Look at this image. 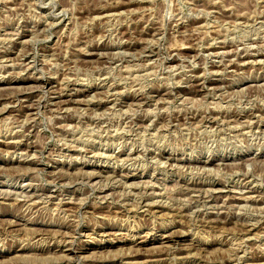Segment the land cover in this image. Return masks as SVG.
<instances>
[{
    "label": "rangeland",
    "instance_id": "rangeland-1",
    "mask_svg": "<svg viewBox=\"0 0 264 264\" xmlns=\"http://www.w3.org/2000/svg\"><path fill=\"white\" fill-rule=\"evenodd\" d=\"M0 264H264V0H0Z\"/></svg>",
    "mask_w": 264,
    "mask_h": 264
},
{
    "label": "bare ground",
    "instance_id": "bare-ground-1",
    "mask_svg": "<svg viewBox=\"0 0 264 264\" xmlns=\"http://www.w3.org/2000/svg\"><path fill=\"white\" fill-rule=\"evenodd\" d=\"M219 43V42H218ZM223 43V42H222ZM6 48V47H5ZM176 49V48H175ZM183 49V48H182ZM229 62V61H228ZM241 65V64H240ZM211 72V71H210ZM151 74V73H150ZM134 91V90H133ZM35 100V99H34ZM141 102V101H140ZM69 103H70V101H65V102H60V104H59V106L61 107V108H63L64 107V109H65V106H67V105H69ZM39 104V103H38ZM235 121V120H234ZM169 122V121H168ZM161 123V122H160ZM17 127V126H16ZM8 148H11V146L10 147H8ZM120 155L119 156H116L115 157V159L116 160H118V159H120ZM205 166V165H204ZM211 173V172H210ZM128 175H129V173H126V175L123 177L124 179H126V178H128ZM96 175H90V179L93 177H95ZM98 177H100V176H98ZM115 177H117V176H115ZM114 177V178H115ZM89 178V177H88ZM137 186V185H136ZM214 191H216V188L215 187H211ZM151 189V188H150ZM182 189H183V192H184V196H188V195H190V194H193L194 196H192L191 198H190V202L192 203L193 201H194V203H197L198 202V199L200 198V194H201V192H203L202 191V187L201 186H196V185H189V184H184L183 186H182ZM208 189V188H207ZM179 192H181V190L179 191ZM209 192V191H208ZM210 192H213L211 189H210ZM101 193L102 194H105V192H102L101 191ZM34 194V193H33ZM35 195V194H34ZM143 195H144V193H143ZM203 195V194H202ZM201 195V196H202ZM30 196V195H29ZM182 196V195H181ZM33 197V196H32ZM107 197V194L106 195H104V197H102V199L101 200H103V199H105ZM142 197V196H141ZM179 197V196H178ZM26 198V197H25ZM185 199V198H184ZM201 199V198H200ZM242 199V198H241ZM189 200V199H188ZM240 200V199H239ZM239 200H237V201H239ZM242 200H244V199H242ZM14 201V200H13ZM241 201V200H240ZM181 202V201H180ZM189 202V203H190ZM205 202V201H204ZM229 205V204H228ZM235 205V204H234ZM237 205H240V204H237ZM187 206V205H186ZM185 206V207H186ZM184 207V208H185ZM187 207H189V206H187ZM228 207V206H227ZM193 208V207H192ZM217 208V207H216ZM186 210V209H185ZM221 210V209H220ZM176 211V210H175ZM216 217H217V215H216ZM208 219V218H207ZM214 219V218H213ZM79 250V249H78ZM71 253H73V251L74 250H69Z\"/></svg>",
    "mask_w": 264,
    "mask_h": 264
}]
</instances>
